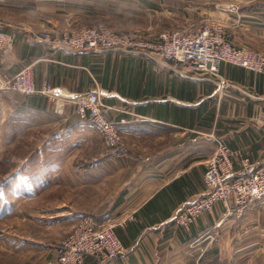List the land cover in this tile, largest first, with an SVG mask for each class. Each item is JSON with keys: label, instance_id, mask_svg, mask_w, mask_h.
<instances>
[{"label": "crops", "instance_id": "crops-1", "mask_svg": "<svg viewBox=\"0 0 264 264\" xmlns=\"http://www.w3.org/2000/svg\"><path fill=\"white\" fill-rule=\"evenodd\" d=\"M104 18L120 29L147 28L152 36L216 19L234 43L264 51V0H0L3 28L16 35L13 48L0 54V73L30 66L38 88L50 84L68 95L97 91L127 142L123 149L106 146L72 101L39 91L2 92L0 158L6 155L16 168L0 181L1 220L51 187L81 192L93 184L102 189L106 181L112 191L81 207L63 201L34 206L31 219L46 226L47 239L1 233L3 253L54 259L59 240L91 215L113 219L124 250L86 264H264V199L244 211L233 203L227 212L217 203L190 228L175 220L180 208L208 191L204 174L214 135L236 153V172L264 163V73L224 62L221 73L230 86L220 93L207 72L148 51H78L41 37ZM25 141L30 152H6ZM18 192L31 195L19 199Z\"/></svg>", "mask_w": 264, "mask_h": 264}, {"label": "built area", "instance_id": "built-area-1", "mask_svg": "<svg viewBox=\"0 0 264 264\" xmlns=\"http://www.w3.org/2000/svg\"><path fill=\"white\" fill-rule=\"evenodd\" d=\"M41 37L55 47L78 51L123 48L148 51L155 56L181 62L189 69L207 72L218 84L220 93L230 86L229 80L221 73L224 62L264 73V54L247 45L234 43L228 37L225 26L215 20H207L191 29H167L156 36L148 35L141 29L122 31L106 24H95L54 33L44 31ZM15 40L16 35L5 30L0 21V54L4 49L13 48ZM6 91L23 94L39 91L50 98L72 101L77 115L91 124L108 147L123 149L127 145L119 123L107 117L100 95L95 90L68 95L60 87L50 84L38 88L31 68L25 67L13 75L0 73V94ZM213 138L216 146L207 160L204 174L208 191L180 208L175 215L176 223L185 228H190L202 213L212 211L217 203H222L227 212H231L233 203L244 211L264 199V163L236 172V153L223 138L215 135ZM243 161L248 166L250 159L244 158ZM115 226L110 217L98 220L91 215L84 216L70 234L59 240L56 258L45 264H86L88 258H115L124 250V243Z\"/></svg>", "mask_w": 264, "mask_h": 264}, {"label": "rangeland", "instance_id": "rangeland-1", "mask_svg": "<svg viewBox=\"0 0 264 264\" xmlns=\"http://www.w3.org/2000/svg\"><path fill=\"white\" fill-rule=\"evenodd\" d=\"M96 24H106L107 26H110L113 29L122 30V31L141 29V30H144L148 35H151L146 30L147 28L140 27V28H135V29L131 28V29H126V30L120 29L118 27H115L111 23V21L105 18ZM248 46L251 47L250 45ZM251 48L259 52L261 51L264 54V51L260 49L258 50L257 48H254V47H251ZM26 67H30V66H26ZM124 140L126 142V139ZM28 143L26 141L16 143L10 148H7L6 152H10V150L12 151L13 149H14V152L19 153V154H21L24 150L26 152H30L32 145ZM11 160L6 155H3V158H0V181L2 182L12 177L14 173L13 170H15L16 165ZM105 182L106 181L102 182V189L98 187L99 186L98 184H93V185H88L87 188L85 190H82L81 192H79L78 189L75 190V188H73L74 190H71V189L67 190V188L58 189V187H53V188L51 187L50 189H46L45 192H43L39 197L36 198L35 202L26 201V202L21 203L19 209H16V213H14L15 215L13 214L14 217L11 216L10 218H7V220L5 221L4 219L2 220L0 219V234L3 233L4 235H6V233H11V234H18L21 236L33 235L41 239H47V228L46 229L44 228L46 226L39 225L34 220L31 219V215L36 214L34 210V206H39L38 208H41L42 206H48V208H51V207L56 206L57 203H60L63 201V202L72 203L73 206L81 207V206H85V204L87 203L95 201L96 198L101 197L102 194H103V197L100 198V200H106L107 197L105 196V192L110 191V190H106V187L108 186L110 182L109 183H105ZM60 186L62 187V185ZM4 193L7 195V197H12L13 196L12 193L14 192L6 191ZM18 193L20 195L18 197L19 199H24V197H26L27 194H30V192H23V193H27L25 195L20 192ZM52 228L54 229V227ZM49 232H50V229H49ZM3 248L4 246L1 245V241H0V264H44L45 263L44 257L42 256L41 253L32 252V253L25 254L24 252L23 253L16 252L11 256L9 255L7 256L5 255V253H3V252H7V251H4Z\"/></svg>", "mask_w": 264, "mask_h": 264}, {"label": "bare ground", "instance_id": "bare-ground-1", "mask_svg": "<svg viewBox=\"0 0 264 264\" xmlns=\"http://www.w3.org/2000/svg\"><path fill=\"white\" fill-rule=\"evenodd\" d=\"M216 20V19H215ZM9 31V30H8ZM48 31V30H47ZM164 31V30H163ZM57 49V48H56ZM259 50V49H258ZM261 52V51H260ZM239 66V65H238ZM41 88V87H40ZM27 95V94H26ZM102 99V98H101ZM108 107V106H107ZM106 113V112H105ZM222 138V137H221ZM206 171V170H205ZM210 212V211H209ZM112 216V215H111ZM94 217V216H93ZM73 231V230H72Z\"/></svg>", "mask_w": 264, "mask_h": 264}]
</instances>
